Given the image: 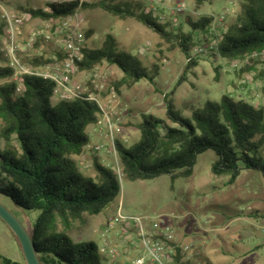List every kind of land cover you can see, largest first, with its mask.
Wrapping results in <instances>:
<instances>
[{"label": "trees", "instance_id": "obj_1", "mask_svg": "<svg viewBox=\"0 0 264 264\" xmlns=\"http://www.w3.org/2000/svg\"><path fill=\"white\" fill-rule=\"evenodd\" d=\"M206 2L197 0L198 6ZM46 7L49 12L31 8L21 11L30 12L34 18L55 20L79 10L102 9L120 19L142 23L181 49L187 58L200 43L195 34L205 33L213 22L210 15L199 20L189 18L186 33L181 27L161 22L146 3L127 0H65L49 2ZM92 34L85 32L86 39ZM4 37L0 20V45ZM84 52L85 58L79 63L81 71H93L105 63L122 71L123 80L114 84L117 90L124 85L132 89L144 80L155 85L160 74L159 65L148 68L138 57L120 51L112 34L106 35L100 48L86 46ZM218 52L223 60L231 62L257 55L251 63L264 66V0H245L241 4V13L227 28ZM33 62L35 68L54 63L44 57L34 58ZM197 66L198 58H194L187 63L186 71ZM13 75V70L0 68V79ZM20 83L23 90L19 94L16 82L0 87V137L5 143L0 145V196L20 210L39 213L31 225L42 264H104L106 258L97 243H76L68 233L73 222L85 215H100L121 192V179L114 169L95 159L96 177H87L75 160L90 144L88 130L99 123L102 110L96 101L87 98L54 103L56 84L50 79L23 75ZM173 95L174 92L165 94L164 103L167 121L175 127L154 114L144 113L142 122L136 125L141 133L138 142L127 147L121 140L114 141L125 179L190 178L198 157L207 151L216 155L212 174L228 177V186L234 185L244 171L264 176V105L256 107L245 100L223 96L219 102L207 101L203 108L193 111L192 118H186L176 108ZM14 138L18 147L13 144ZM174 246V264H182L183 250ZM0 263L22 264L2 254Z\"/></svg>", "mask_w": 264, "mask_h": 264}, {"label": "rangeland", "instance_id": "obj_2", "mask_svg": "<svg viewBox=\"0 0 264 264\" xmlns=\"http://www.w3.org/2000/svg\"><path fill=\"white\" fill-rule=\"evenodd\" d=\"M55 1L65 0H28L18 4L17 8L20 11L21 8L45 9L47 3ZM96 1L98 0H83L87 3ZM127 1L148 3V0ZM178 1L180 0H163L170 8ZM244 1L207 0L203 6H198L197 0H185L188 10L181 15L171 16L165 8L158 9L156 13L166 17V22L171 23L174 28L181 27L186 33L189 32V18L199 20L204 15L214 16L216 19L227 15L224 27L228 28L237 20ZM80 14L84 20L83 29L93 33L87 38L88 48H100L106 35L112 34L117 39L120 51L138 57L148 68L157 64L161 69L155 85L144 80L132 89H127L124 85L119 90L114 84L123 80L124 74L118 67L105 63L91 72L102 77L101 83L105 87V91L100 93L102 105L128 108L129 115L111 135H108L105 127L100 130L99 126L95 133L97 137L91 140L80 156L75 157L79 170L87 177H96L95 159L114 169L121 179V192L100 215H85L82 220L71 224L68 233L74 242L99 244L100 232L120 207L124 215L139 218L146 231L153 230L155 225L161 231L165 229L163 226L169 227L176 244L183 250L180 260L182 264H264L262 173L244 171L234 185L228 186V177H216L212 174L211 165L216 160V155L213 151H207L198 157L194 174L190 178L172 181L170 176H162L133 182L124 178L113 148V140H121L127 147L140 140L141 133L136 125L142 122L144 113L154 114L167 121L164 103L167 93L174 92V104L186 118H192L193 111L203 108L207 101L219 102L223 96L251 103L252 97L248 90L257 98L256 107L264 105V76L261 75L264 66L261 63H251V60L257 59L255 57L231 62L215 56H201L198 58V66L187 72L186 54L142 23L134 19H120L102 9L80 10ZM43 28V19H35L24 28L20 42L25 43L32 30ZM202 37V32L195 34L198 41ZM55 53L52 45L39 40L22 61L27 66H34V58L51 59ZM246 68L252 69L246 73L240 72ZM20 78V75L14 74L11 78L0 79V87L13 82L19 84ZM182 78L186 81H182ZM75 80L93 90L86 72H79ZM4 144L0 137V145L3 147ZM13 144L18 147L15 138ZM96 146H102L103 149L96 151ZM0 202L33 232L31 223L35 222L38 212L20 210L2 196ZM60 227L63 228L61 224ZM120 228L118 226L111 233V248L119 255L117 263L131 264L135 258L145 254V249L140 238L132 232V244L128 245L129 239L121 236ZM138 228L140 230L139 224ZM3 231L0 227V234ZM3 249L0 253H5L12 261L26 264L16 240L4 241Z\"/></svg>", "mask_w": 264, "mask_h": 264}, {"label": "built area", "instance_id": "obj_3", "mask_svg": "<svg viewBox=\"0 0 264 264\" xmlns=\"http://www.w3.org/2000/svg\"><path fill=\"white\" fill-rule=\"evenodd\" d=\"M28 0H0V20L4 25L5 37L0 45V68L11 69L15 75H33L55 82L54 95L52 101L54 103L62 100H75L78 98H87V100L96 101L102 113L99 116L100 130L105 127L113 134L114 130L123 124L124 118L128 116V108H117L115 106L102 105L100 101V93L105 91L102 77L93 75V71H81L79 63L85 58L86 35L82 25L84 20L80 14V10L75 14L64 18L43 20L44 28L32 30L25 43H21L20 39L24 34V28L29 26L35 19L28 11H20L17 6L20 3H25ZM83 2V0H81ZM149 10L154 12L161 22H166V17L157 14L160 8L168 10L171 16H177L185 13L188 10L185 0H180L174 6L167 7L163 0H148ZM36 10V9H35ZM49 12L48 8L44 9ZM234 14V11H231ZM227 15H222L219 18L213 16V22L208 30L203 33V37L187 58V63L194 58L201 56H215L223 60L218 52L219 44L223 35L227 32V27H224L227 21ZM41 19V18H40ZM41 40L43 43L52 45L55 49V56L51 58L54 63L34 68L23 63V58L28 55L29 49ZM257 55H254V57ZM79 72H86L88 82L93 90H90L81 83L76 82L75 76ZM23 86L19 82L17 93H21ZM89 146V145H88ZM114 154L115 144L113 140ZM96 151L103 149L102 146H96ZM137 224L140 226L137 229ZM120 226L122 231L121 236H126L129 240L127 244H132L130 237L131 232L136 233L140 238L145 249V254L135 258L131 264H174L176 256L175 239L169 227L163 231L158 230V225H155L153 230L146 231L141 224L140 219L133 216H126L122 213L121 208L117 210V214L111 218L105 228L100 232V252L106 254L107 264H117L118 253L111 248L110 236L115 229Z\"/></svg>", "mask_w": 264, "mask_h": 264}, {"label": "water", "instance_id": "obj_4", "mask_svg": "<svg viewBox=\"0 0 264 264\" xmlns=\"http://www.w3.org/2000/svg\"><path fill=\"white\" fill-rule=\"evenodd\" d=\"M0 219L9 227L15 236L26 264H42L36 250L32 233L6 206L0 202Z\"/></svg>", "mask_w": 264, "mask_h": 264}, {"label": "crops", "instance_id": "obj_5", "mask_svg": "<svg viewBox=\"0 0 264 264\" xmlns=\"http://www.w3.org/2000/svg\"><path fill=\"white\" fill-rule=\"evenodd\" d=\"M186 62H187V60H186ZM155 84H156V81H155ZM138 85V84H137ZM137 85H135L134 87H136ZM249 91V94H250V96L252 97V102H251V104L252 105H254L255 106V102H257V98H255V96L253 97L251 94V90H248ZM129 102V101H128ZM130 103V102H129ZM130 104H132V103H130ZM139 104V103H138ZM133 117H137V115H133ZM98 130H99V126H92V127H90L89 128V130H88V133H89V135H90V137H91V140H94L96 137H95V135H97V134H95V133H97L98 132ZM3 225V226H2ZM0 227H2V229H4V231L2 232V234H0V251H3L4 249H3V244H4V241H8V240H16V238H15V236L13 235V233L11 232V230L9 229V227L0 219ZM17 241V240H16ZM100 244L101 243H99L98 245H99V247H100ZM0 254H2V255H4L5 257H7V255H5V253L3 254V253H0ZM101 254L104 256V257H106V254H104V253H102L101 252ZM8 258V257H7Z\"/></svg>", "mask_w": 264, "mask_h": 264}]
</instances>
